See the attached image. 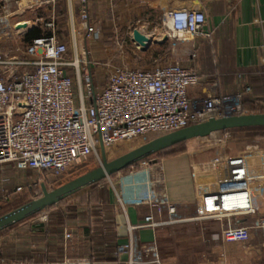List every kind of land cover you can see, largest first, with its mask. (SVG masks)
Listing matches in <instances>:
<instances>
[{
  "label": "built area",
  "instance_id": "1",
  "mask_svg": "<svg viewBox=\"0 0 264 264\" xmlns=\"http://www.w3.org/2000/svg\"><path fill=\"white\" fill-rule=\"evenodd\" d=\"M80 2L79 24L84 32L81 41L92 40L101 34V29L90 23L87 0ZM0 5L1 43L17 38L23 29L17 27L22 22H12L11 10L18 8L21 0H0ZM206 22L204 9L167 8L162 22L164 36L189 43L191 63L173 62L141 69L112 65L113 58L104 64L109 68L104 80H99L93 69L90 51L80 48L75 25L69 41L72 53L69 42L55 32L54 19L45 25L52 32L35 38L21 53L14 54L0 46V165L8 164L9 169H14L13 175L2 179V193H21L33 186L41 189L42 183L50 188L72 166L97 154L99 143L107 149L121 141L164 135L213 117L245 113L242 100L245 92H252V86L242 88L243 76H239L238 85L221 90L219 71L209 73L196 67L199 40L210 41L212 36ZM134 30L130 33L132 41ZM132 43L141 49L138 43ZM192 89H198L201 96L191 97ZM218 134L223 139L232 136L230 130ZM136 166L140 169H134ZM130 168L126 175L118 173L119 204L124 208L147 205L159 211L167 209L175 220L177 206L166 192L163 167L144 160ZM197 206L199 219L257 215L259 211L251 193L244 205L233 210L214 204L207 194L199 196ZM42 213L40 220L47 221L48 209ZM156 226L152 214L130 224V239L118 245L115 256L126 254V264H162L155 242L144 244L135 235L142 228ZM253 229L264 234V216L252 226L225 228L222 239L249 242ZM72 232L65 228V237L71 238ZM42 264H96V261L93 257L65 258Z\"/></svg>",
  "mask_w": 264,
  "mask_h": 264
},
{
  "label": "crops",
  "instance_id": "2",
  "mask_svg": "<svg viewBox=\"0 0 264 264\" xmlns=\"http://www.w3.org/2000/svg\"><path fill=\"white\" fill-rule=\"evenodd\" d=\"M23 5L32 12L30 18L19 20L28 23L23 29L25 32L61 17L69 27L80 26V0L54 3L21 0L18 8ZM173 6L206 11V28L212 36L210 41L199 40L198 60L210 61V66L203 69L209 73L218 72L222 65L221 90L238 85L239 76L245 80L240 83L242 88L250 85L256 89L260 81L264 85V0H87L91 24L107 29L111 32L109 37L119 34L120 30L124 32L121 39H100L102 34L95 35L87 47L90 58L110 56L114 51H111L110 41L123 45L132 43L130 33L134 29L151 37L152 47L165 43L161 42L164 12ZM184 45L189 48V43ZM152 47L150 53L155 51ZM96 65L102 63L94 62V71L99 69ZM190 96L200 97L201 93L192 89ZM235 139L233 135L217 152L216 146H209L157 159L163 167L166 192L177 206L175 220L167 209L159 211L147 205L122 207L117 197L120 189L112 183L107 188L102 187L103 196L98 201L78 200L74 207L61 204L63 201L57 204L53 209L57 212L48 224L35 219L29 227L14 228L10 235L0 238V263L41 264L65 258L94 257L98 264H126V254L115 256L118 245L129 241L130 224L139 223L152 214L157 226L142 228L135 235L144 244L155 242L162 264H264L261 230L253 229L249 242L222 239L225 228L252 226L257 218L264 216V140ZM118 176L120 186V174ZM250 193L259 208L257 215L197 218V201L201 194L212 196L214 204L233 210L244 205ZM67 227L73 231L68 239L64 234Z\"/></svg>",
  "mask_w": 264,
  "mask_h": 264
},
{
  "label": "rangeland",
  "instance_id": "3",
  "mask_svg": "<svg viewBox=\"0 0 264 264\" xmlns=\"http://www.w3.org/2000/svg\"><path fill=\"white\" fill-rule=\"evenodd\" d=\"M11 10L14 12V14L12 16V22L13 23H15V22L18 23L19 20H21L23 17L24 18H28V17L30 18L32 15L31 8H27V6L24 7V5L21 9L20 8H17V9L13 8ZM56 21H57V27L55 28V32L57 33V35H59L61 38H63V40H65L66 42H69L73 38V33H74L73 26L69 27L68 24L66 23L65 19H63L62 17L59 19L57 18ZM41 27L46 33L52 32V29H50L48 27H45L43 25H41ZM80 28H81V26H79V25H77L75 27V30L77 29V31H78V39L81 42L80 48H82V47L87 48L88 46L90 47V40L84 39V41H81V39L83 38L84 32ZM26 33H27V31L26 32L23 31L15 39L10 38L9 40H4L0 43V46H2L3 48H7V50L12 51L14 54L21 53L22 51H24L26 49V46H27V44L24 41V35ZM100 33L102 34L101 36L99 35L101 37L100 39L116 38V37L121 39L124 32L120 30L119 34H116L113 36L111 35L112 37L111 36L109 37L111 32L107 31V29H101ZM104 35H107V37ZM168 40H169V43H168L169 46L167 47L166 51H163L162 48H160V47H155V45H153V47H152V45L150 44V46L152 47L151 49H153V50L155 49L154 52L159 53V55H157V56H153L154 52H151V53L149 52L148 54L142 53V52L140 53V51L137 49V47L135 45H133L131 42L130 43L125 42L123 47H121L122 45L119 42H117V44H114L110 41L109 46L112 48L111 51L114 50L110 54V56H108L106 58L100 57L99 59H96V60L92 59V61L95 62L96 64L102 63V65H100V66L96 65V67H99V69L97 71H95V73L98 74L99 80H104L106 78V75L108 74V71H109L108 70L109 68L105 67L104 63L111 61V59H113V58L114 59L111 61L112 65H126V66L131 67V68H141V69H153L157 66L165 65V64L173 63V62H181V63L183 62L185 64L187 62L190 64L191 61L187 56V54L189 55V53H187L188 49L185 47L184 42L181 40H178V39H168ZM113 42H116V41L113 40ZM69 46L71 47V53H72L73 48H72L70 42H69ZM150 46H149V49H150ZM116 51H119V52L117 54H115ZM93 56H94V51H93ZM186 58H187V60H186ZM199 65H202L201 69L205 70L208 65L210 66V61L198 60V67H199ZM221 69H222V65H221L220 69L218 68L217 70L220 71ZM258 84H259L258 88L254 89V87H252L251 93L245 92V93L249 94L248 96L251 99H260V98L264 99V85L262 84V81H260V83L258 82ZM242 104H243V102H242ZM243 108H244V106H243ZM157 136L154 135V136H151V137L146 138V139L139 138V139H135V140L121 141V142L117 143L116 145H113V146L106 149L107 157L109 160H112V159L126 153L127 151H129V150H131V149H133V148H135V147H137V146H139V145H141V144H143L149 140L156 138ZM232 136H233V134H232ZM232 136H230L229 138L223 139L220 134L216 133V134H213L212 136H210L208 138L198 139L199 147L195 150L204 149V148H207L209 146L210 147L216 146L217 148H215V151L217 152V150H219V148H221L222 145H224V142L232 139ZM237 139L238 138H236L235 140H237ZM246 141H248V140H246ZM101 160H102V150H101V146L99 143L98 148H97V154H94L93 156H91L89 158L83 159L82 162L83 161L85 162V164H83V166H89L90 165V166H92V168L93 167L96 168L100 165ZM77 165H79V164L77 163L76 166ZM7 166H8V164L0 165V187L3 186L2 179H4L8 175L14 174V169H9ZM74 167L75 166H72L70 168V171H72ZM87 168H89V167H87ZM134 169L137 170V169H140V167L136 166ZM130 171H131V168L124 170L123 172H121L122 173L121 175H126ZM69 172L66 176L61 177L57 181V183L59 181H61V179H63V178L65 180L71 179ZM30 173L31 172L28 173V176H30L32 178ZM32 180H33V178H32ZM119 181H120V178H119L118 174H116L115 176H113L109 179H104L101 182L99 187L100 188H102V187L107 188V186H110L113 183L114 185H116L117 188L120 189L121 185L120 186L117 185ZM55 185L56 184L50 186V189H54ZM91 189L92 188L90 187L86 190H83L80 193H78L74 196H71L70 198H67L61 204L64 203L68 206L74 207L78 200L81 201L82 198L90 195ZM10 190H12V189L10 188ZM11 193L10 194H4V193H2V190L0 188V203H1V205H0V216L4 213H7V212L21 206L22 204L32 200L33 198H35V196L31 192V190L28 188L25 189L21 193H19V192L16 194L15 193L13 194V192H11ZM54 212H57V210H53V211L48 210L49 217H48L47 221H42V222H44L45 224H48L51 221V218L54 215L53 214ZM42 215H44V214L41 213L35 219H40ZM35 219L27 220L25 222H22L16 226H14L13 228H11L9 230L1 232L0 238L10 235V232L14 228L21 227V226L29 227L31 222L34 221ZM159 255L161 257L160 251H159Z\"/></svg>",
  "mask_w": 264,
  "mask_h": 264
},
{
  "label": "water",
  "instance_id": "4",
  "mask_svg": "<svg viewBox=\"0 0 264 264\" xmlns=\"http://www.w3.org/2000/svg\"><path fill=\"white\" fill-rule=\"evenodd\" d=\"M17 27L18 29H25L28 27V23H19ZM167 40L168 37L164 36L161 42ZM133 41L138 43L144 51L147 50L152 43L151 37L139 29L134 30ZM254 126H264V113H243L231 114L218 118L213 117L188 127L160 135L112 160L108 159L106 148L101 143L102 160L98 167L54 189H50L42 183L40 195L0 216V232L39 212H43L44 210L61 203L67 198L90 188L101 180L109 179L114 174L123 172L141 161L153 158L160 152L169 150L193 139L208 138L213 134L223 131ZM151 162L156 163L157 159L154 158Z\"/></svg>",
  "mask_w": 264,
  "mask_h": 264
},
{
  "label": "trees",
  "instance_id": "5",
  "mask_svg": "<svg viewBox=\"0 0 264 264\" xmlns=\"http://www.w3.org/2000/svg\"><path fill=\"white\" fill-rule=\"evenodd\" d=\"M0 11H1V5H0ZM50 33L51 32L46 33L42 29L41 25H38V26L33 27L31 30H29L24 35V41L26 44H29L35 38L43 36V35H47ZM168 43H169V40H167L165 43L157 44V45H155V47H160V48H162L163 51H166L167 47L169 46ZM149 51H150V49H148L146 51V54H148ZM157 55H159L158 52L157 53L155 52L153 54V56H157ZM248 95L249 94L245 93L244 97H243V106H244L245 113H264V99H262V98L251 99ZM230 131L232 132V134L234 135L235 138H242L244 140H264V126L236 128V129H231ZM198 147H199L198 139H193V140L187 141L181 145H178L174 148H171L169 150L160 152L155 157L150 158L148 160L151 161L154 158L161 159V158L166 157V156L181 154V153L186 152V151L195 150ZM78 164L79 165H77V166L75 165L73 170L69 172L71 179H69V180H65L64 178L61 179V181L56 183L54 188L59 187V186L65 184L66 182H68L72 179H75V178H77V177H79V176H81V175H83V174H85V173H87V172H89L95 168V167L92 168V166H90V165L89 166H83V164H85L84 161L83 162L81 161ZM87 167H89V168H87ZM115 175L116 174H114L113 176H115ZM102 181L103 180H101V181L97 182L96 184H94L93 186H91L92 189H91L90 195L82 198L81 202L92 203V202L98 201L103 196L104 190L99 187ZM30 190L35 197L41 194V189L39 186H33ZM13 194H14V192H13ZM0 205H1V203H0ZM55 207H56V205L48 208V210H53ZM41 213L42 212H39V213L21 221V222H19L18 224L25 222L27 220H33L36 217H38ZM18 224H16V225H18ZM16 225H14V226H16ZM14 226H12L6 230H9V229L13 228ZM6 230H3V231H6ZM3 231H1V232H3ZM95 261H96V264H98V260L95 259Z\"/></svg>",
  "mask_w": 264,
  "mask_h": 264
},
{
  "label": "bare ground",
  "instance_id": "6",
  "mask_svg": "<svg viewBox=\"0 0 264 264\" xmlns=\"http://www.w3.org/2000/svg\"><path fill=\"white\" fill-rule=\"evenodd\" d=\"M23 3H25V2L23 1Z\"/></svg>",
  "mask_w": 264,
  "mask_h": 264
}]
</instances>
